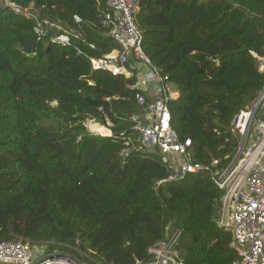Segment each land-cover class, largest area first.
I'll use <instances>...</instances> for the list:
<instances>
[{"label":"trees","instance_id":"16d2710c","mask_svg":"<svg viewBox=\"0 0 264 264\" xmlns=\"http://www.w3.org/2000/svg\"><path fill=\"white\" fill-rule=\"evenodd\" d=\"M0 1L16 8L0 5V242L133 264L170 228L184 264L236 261L208 172L162 182L156 149L135 142L122 153L139 109L135 77L93 71L88 60L117 48L101 23L106 0ZM133 20L142 51L179 93L171 127L191 141L192 161L226 166L231 122L264 89L252 56L264 57V0H135ZM39 21L48 26L38 40ZM105 116L124 122L110 136L86 130Z\"/></svg>","mask_w":264,"mask_h":264},{"label":"built area","instance_id":"2783aa9c","mask_svg":"<svg viewBox=\"0 0 264 264\" xmlns=\"http://www.w3.org/2000/svg\"><path fill=\"white\" fill-rule=\"evenodd\" d=\"M134 5L135 0H106L101 23L117 48L88 59L93 71L125 80L135 77L132 88L139 109L128 116L134 135L124 138L122 153L129 152L135 142L144 149H156L168 170L162 182L184 181L192 175L208 172L214 186L222 193L216 224L231 235L229 247L238 256L232 264H264V89L231 122L237 145L226 166L219 167L218 160H212L207 166L194 163L191 141L180 140L171 127L169 104L178 99L179 93L142 51V35L133 20ZM47 26L46 21L37 22L34 31L38 40ZM59 41L67 43L68 37L62 36ZM252 56L258 61L259 71L264 73V57ZM121 122L124 118L114 123L105 116L88 121L85 126L95 127L101 123L108 130L105 136H110L111 129ZM179 237L178 230L168 228L164 239L148 246L147 259L135 260L133 264H184L177 248ZM35 244L43 242L23 239L0 242V264H83L57 250L34 253Z\"/></svg>","mask_w":264,"mask_h":264},{"label":"rangeland","instance_id":"374dc122","mask_svg":"<svg viewBox=\"0 0 264 264\" xmlns=\"http://www.w3.org/2000/svg\"><path fill=\"white\" fill-rule=\"evenodd\" d=\"M0 5L11 7V5L7 4L6 1H2V2L0 1ZM84 126H85V123H84ZM92 127L93 126L88 125L85 128L88 131L94 132V134H95V132H96V134L99 133L100 136H104L106 133L108 134V130H107L106 126H103V124H101V123L98 124L97 126L93 127L94 129H92ZM99 134H97V135H99ZM50 250H53V246L50 244H46V243L35 244L32 247V251L34 253H38V254H44L46 252H49ZM53 251H55V250H53Z\"/></svg>","mask_w":264,"mask_h":264},{"label":"water","instance_id":"95a60500","mask_svg":"<svg viewBox=\"0 0 264 264\" xmlns=\"http://www.w3.org/2000/svg\"><path fill=\"white\" fill-rule=\"evenodd\" d=\"M10 5V4H9ZM11 8H13V9H15L16 10V8L14 7V5H11ZM81 264V263H80Z\"/></svg>","mask_w":264,"mask_h":264},{"label":"bare ground","instance_id":"6f19581e","mask_svg":"<svg viewBox=\"0 0 264 264\" xmlns=\"http://www.w3.org/2000/svg\"><path fill=\"white\" fill-rule=\"evenodd\" d=\"M92 129H94L93 127H92ZM107 134V133H106Z\"/></svg>","mask_w":264,"mask_h":264}]
</instances>
